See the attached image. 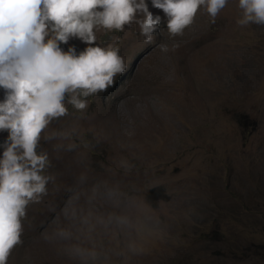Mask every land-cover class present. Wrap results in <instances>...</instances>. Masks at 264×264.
Wrapping results in <instances>:
<instances>
[{"label": "rangeland", "instance_id": "1", "mask_svg": "<svg viewBox=\"0 0 264 264\" xmlns=\"http://www.w3.org/2000/svg\"><path fill=\"white\" fill-rule=\"evenodd\" d=\"M236 3L215 23L198 9L175 36L162 18L150 43L135 24L97 32L100 44L119 37L127 67L85 110L68 105L46 129L56 133L41 140L55 181L28 206L6 264H75L45 239L55 223L47 202L81 172L118 185L137 218L107 238L105 264H264V25H236Z\"/></svg>", "mask_w": 264, "mask_h": 264}, {"label": "clouds", "instance_id": "2", "mask_svg": "<svg viewBox=\"0 0 264 264\" xmlns=\"http://www.w3.org/2000/svg\"><path fill=\"white\" fill-rule=\"evenodd\" d=\"M228 0H0V264L22 243L29 205L45 201L55 176L41 140L53 120L88 107L87 97L103 92L126 69L114 36L97 43V32H123L135 24L146 43L164 27L179 35L203 9L209 23ZM238 26L264 25V0H237ZM151 8L161 10L154 13ZM78 41L83 47H78ZM157 47L167 51L161 43ZM57 147H60L58 144ZM66 150L75 147L72 142ZM121 168L132 167L120 159ZM47 202V201H46ZM55 218L45 237L75 264H105L107 238L126 234L137 218L118 185L91 183L81 172L64 198L47 202ZM140 209V205H135ZM131 252H143L132 243Z\"/></svg>", "mask_w": 264, "mask_h": 264}]
</instances>
